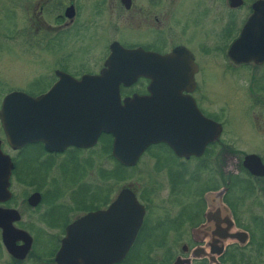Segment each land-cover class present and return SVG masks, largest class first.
Masks as SVG:
<instances>
[{"label":"flooded vegetation","instance_id":"1","mask_svg":"<svg viewBox=\"0 0 264 264\" xmlns=\"http://www.w3.org/2000/svg\"><path fill=\"white\" fill-rule=\"evenodd\" d=\"M181 1H26L31 2L24 11L27 27L42 32L46 46L65 32L100 26L114 34L133 29L141 36L134 45L108 38L92 55L91 65L62 56L63 64L49 68L44 88L33 94L22 88L1 92L0 107L11 92L45 98L38 130L26 115L29 140L8 142L0 123V264H57L67 227L102 211L106 252L117 254L126 239L127 204L110 209L125 190L141 207V222L128 250L109 264H264V0H191L182 11L177 9ZM217 9L226 14L218 15ZM208 13H216L209 22ZM199 21L211 36L199 45L204 62L195 49L176 40L183 39L186 25ZM114 43L141 52L134 83L119 85L120 101L133 95L153 97L154 124L183 130L182 138H171L173 147L163 141L147 145L132 166L113 157L110 134L88 140L89 117L84 121L79 113L78 91H49L61 77L98 75ZM174 49L180 55L167 67L153 62V54L165 56ZM211 53H220L222 60L206 61ZM206 71L221 83L229 84L231 77L232 97L244 88L240 114L229 111L226 87L215 90L204 82ZM154 79L167 81L170 88L149 91ZM230 127L246 128L254 145L230 144ZM207 136L212 138L206 141ZM78 159L87 166L81 172ZM127 170L152 175L153 186L128 184ZM146 225L154 237L145 249H137L140 239L148 241L142 236ZM85 254L81 264H97L89 251Z\"/></svg>","mask_w":264,"mask_h":264},{"label":"water","instance_id":"2","mask_svg":"<svg viewBox=\"0 0 264 264\" xmlns=\"http://www.w3.org/2000/svg\"><path fill=\"white\" fill-rule=\"evenodd\" d=\"M257 5H260V8L263 7L261 2ZM232 49L231 46L228 50L230 58H232ZM140 54L138 49H124L114 43L104 62V69L98 75L82 76L79 80H67L69 79L67 76L61 77L49 90L51 92L65 89L78 91L74 99L78 100L79 113H83L84 121L85 118L89 117L91 132L88 140L95 141L101 132L110 134L113 138L112 155L126 166L134 165L147 145L156 141H163L172 146V137H183L182 129L164 128L154 124L153 97L142 98L133 95L120 101L119 85L129 86L134 83L138 75L136 60ZM179 55L178 49H174L171 54L165 56L153 54L151 58L160 66L167 67L172 58L174 56L179 57ZM168 86L167 81L154 79L150 81L148 90L153 91ZM44 98L45 96L31 98L22 92H11L3 98L0 107V123L8 142L29 140L30 137L25 133L24 124L27 114L30 115L29 120L35 125V130H38L40 106ZM88 100L89 102H87ZM31 138L38 139L39 137ZM211 138L207 136L206 141ZM175 146H179V144H175ZM180 146L183 144L180 143ZM181 154L185 153H178V155ZM122 202L127 204L126 239L121 242V248L117 254L110 255L106 252L108 250L105 240L107 237L104 238L103 232L100 230L106 212H95L67 227L66 236L55 255L56 263L81 264L82 260L87 259L85 254L87 251L92 255V258L97 260V264H109L119 260L130 247L142 217L141 207L127 190L119 194L110 211L119 208V204ZM89 237L91 238L86 240Z\"/></svg>","mask_w":264,"mask_h":264},{"label":"rangeland","instance_id":"3","mask_svg":"<svg viewBox=\"0 0 264 264\" xmlns=\"http://www.w3.org/2000/svg\"><path fill=\"white\" fill-rule=\"evenodd\" d=\"M26 1L27 0H0V94L1 92H5L8 88L26 89L25 92L31 94L37 92L38 89L44 88V83L47 78V75L45 74H47L52 67H55V64H63L61 57L66 54H69L70 58L78 61L79 64L84 63L91 65L94 62V60H92V55L95 54L97 49L102 47V43L108 38L116 37L127 45H134L140 41L141 35L135 33L133 29H126L114 34L108 28H102V26H100L94 29L85 30L83 33L76 32V34L78 33L77 38L75 37L76 30L65 32L63 35L57 36L54 41L50 42V44L48 43L46 46L44 34L39 31L35 32L33 31V28L29 29L27 27V22L24 18V11L26 6L31 2ZM185 1L186 3H189L191 0H182L181 3L183 2V5L179 4L177 9H181L182 11L189 8L188 4H186L185 8ZM178 3H180V1H176L177 5ZM221 5L223 6L224 4ZM218 6L221 7L219 4ZM218 6L216 5V7ZM13 10L15 13H13ZM216 13L220 16L226 14L222 9H217ZM216 13H208L206 17L207 21L209 22L213 16L215 17ZM182 14L186 13L184 12ZM15 23L16 28L12 29ZM201 24L203 25V23L199 21L197 24L191 23V25H186L187 28L185 29L183 39L176 40L188 44L193 50L195 49L194 52L198 55L199 61L204 62V57H202L199 50V45L203 43V40L207 41L210 39L211 36L209 31H203V27V29H200ZM173 27L175 29L174 24ZM176 36L179 35H174L173 37ZM57 44L59 45L58 47L56 46ZM45 46L46 48H44ZM211 55L212 59L206 61H213V58H217L216 61L222 60L220 53H217L216 55L211 53ZM206 72L209 74L204 75V82L215 90L226 87L228 95L226 96L225 102L229 106V111L235 115L236 113L240 114L241 106L245 103L246 98L244 88H239L237 90L239 94L235 91V94L232 97V92L235 90L233 87L235 82L231 77L228 81L229 84L224 82L221 83L218 75L215 76L213 71ZM236 94L237 96H235ZM228 133L229 141L231 142H229L230 144L238 142V144H241L244 148L254 145L253 143L255 139L247 132L246 128L230 127L226 130V135ZM96 162L97 159L95 158V163ZM99 164L101 168L107 167V163L105 162H100ZM77 165L79 166L80 172L87 168V166L81 165L79 159L77 160ZM164 165L168 166L170 163L166 162ZM65 169L67 168L65 167ZM126 172L128 176V184L130 183L133 186H136L137 184L141 185L142 183L147 187L153 186L152 175H147L145 172L138 175L139 173L136 171L130 170H127ZM154 234L155 232L153 233L152 227L146 225L142 236L145 239H148V241L144 242L143 239H140L139 246L136 248L145 249L146 245L150 243L149 239L151 236L153 238ZM143 242L144 244L141 246Z\"/></svg>","mask_w":264,"mask_h":264}]
</instances>
